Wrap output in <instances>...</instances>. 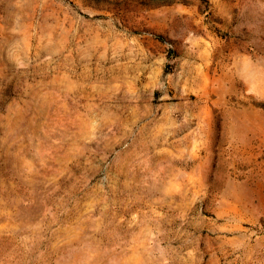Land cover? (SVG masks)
I'll list each match as a JSON object with an SVG mask.
<instances>
[{
    "label": "rangeland",
    "instance_id": "obj_1",
    "mask_svg": "<svg viewBox=\"0 0 264 264\" xmlns=\"http://www.w3.org/2000/svg\"><path fill=\"white\" fill-rule=\"evenodd\" d=\"M0 264H264V0H0Z\"/></svg>",
    "mask_w": 264,
    "mask_h": 264
}]
</instances>
